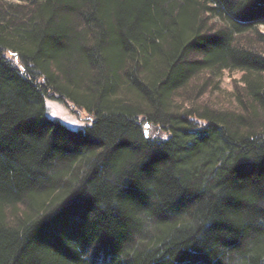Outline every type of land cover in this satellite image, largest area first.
Masks as SVG:
<instances>
[{
	"label": "trees",
	"instance_id": "obj_1",
	"mask_svg": "<svg viewBox=\"0 0 264 264\" xmlns=\"http://www.w3.org/2000/svg\"><path fill=\"white\" fill-rule=\"evenodd\" d=\"M0 264H264V0H0Z\"/></svg>",
	"mask_w": 264,
	"mask_h": 264
},
{
	"label": "rangeland",
	"instance_id": "obj_2",
	"mask_svg": "<svg viewBox=\"0 0 264 264\" xmlns=\"http://www.w3.org/2000/svg\"><path fill=\"white\" fill-rule=\"evenodd\" d=\"M230 75L237 76L238 73L235 72L233 74H226V84L232 83ZM46 105L48 109V115L51 118L60 120L63 124L70 128H84L91 122V115L86 110L80 109L69 102H60L53 96H49L46 98Z\"/></svg>",
	"mask_w": 264,
	"mask_h": 264
}]
</instances>
